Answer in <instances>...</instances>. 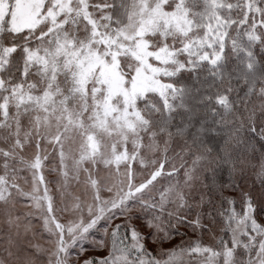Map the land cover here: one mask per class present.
Here are the masks:
<instances>
[{
  "label": "snow or ice",
  "instance_id": "obj_1",
  "mask_svg": "<svg viewBox=\"0 0 264 264\" xmlns=\"http://www.w3.org/2000/svg\"><path fill=\"white\" fill-rule=\"evenodd\" d=\"M0 264H264V0H0Z\"/></svg>",
  "mask_w": 264,
  "mask_h": 264
}]
</instances>
